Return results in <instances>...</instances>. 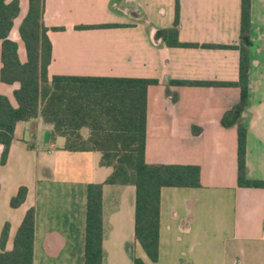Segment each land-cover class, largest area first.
Masks as SVG:
<instances>
[{"label": "crops", "instance_id": "0c3cea01", "mask_svg": "<svg viewBox=\"0 0 264 264\" xmlns=\"http://www.w3.org/2000/svg\"><path fill=\"white\" fill-rule=\"evenodd\" d=\"M17 1L8 39L24 64L18 29L28 0ZM176 4L178 41L196 47L164 42ZM250 17L249 34L241 38L240 0H43L42 23L51 44L48 77L156 80L147 89L145 162L200 170L198 188L161 189L153 264H264V188L237 184L238 126L246 130V176L264 184V0H250ZM103 25L110 27H98ZM241 49L249 66L245 107L234 86L173 84L236 83ZM18 87L0 82V96L13 108ZM80 133L86 139L87 131ZM64 145L40 117L18 122L0 164L5 251L12 250L33 209L32 264H84L87 186L103 184L111 173L99 166L98 153L70 152ZM20 188L26 189L25 200L11 208ZM134 210L133 186L103 185L102 264H152L134 238Z\"/></svg>", "mask_w": 264, "mask_h": 264}, {"label": "trees", "instance_id": "16d2710c", "mask_svg": "<svg viewBox=\"0 0 264 264\" xmlns=\"http://www.w3.org/2000/svg\"><path fill=\"white\" fill-rule=\"evenodd\" d=\"M0 0V82L17 83L13 92L16 108L0 96V164L6 161L16 123L40 117L52 126V133L65 139L64 150L96 152L99 166L111 169L103 184H90L86 190L84 264H102L101 200L103 185H131L135 188L134 238L150 263L158 258L160 191L162 188H198L200 170L196 166L150 165L145 162L147 89L156 80L128 78H88L54 76L47 69L51 44L42 23L43 0H28L18 36L24 44L26 63L21 64L17 46L8 39L13 20L19 14L17 0ZM178 4L171 29L164 32L168 47H196L178 41ZM251 26L250 0H240V36L246 37ZM108 28L110 25L98 26ZM95 28V27H81ZM214 47V46H204ZM239 78L236 83L173 82L176 86L226 87L240 91L239 106L248 102V55L240 51ZM87 131L83 139L81 131ZM246 130L237 127V184L240 188H264L260 181L246 176ZM20 188L11 200L17 208L25 200ZM6 224L0 235V264H32L34 211L26 212L14 237L13 248L5 251ZM133 264H145L134 259Z\"/></svg>", "mask_w": 264, "mask_h": 264}, {"label": "built area", "instance_id": "2783aa9c", "mask_svg": "<svg viewBox=\"0 0 264 264\" xmlns=\"http://www.w3.org/2000/svg\"><path fill=\"white\" fill-rule=\"evenodd\" d=\"M264 230V229H263Z\"/></svg>", "mask_w": 264, "mask_h": 264}]
</instances>
